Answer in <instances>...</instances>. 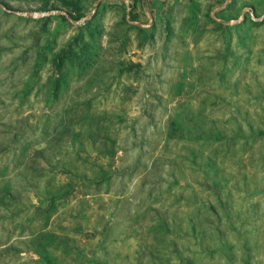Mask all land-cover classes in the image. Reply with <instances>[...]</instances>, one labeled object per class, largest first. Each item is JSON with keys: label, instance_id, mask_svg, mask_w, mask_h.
<instances>
[{"label": "rangeland", "instance_id": "rangeland-1", "mask_svg": "<svg viewBox=\"0 0 264 264\" xmlns=\"http://www.w3.org/2000/svg\"><path fill=\"white\" fill-rule=\"evenodd\" d=\"M0 264H264V0H0Z\"/></svg>", "mask_w": 264, "mask_h": 264}]
</instances>
